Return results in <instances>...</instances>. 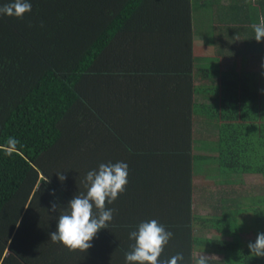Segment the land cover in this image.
<instances>
[{"label":"trees","instance_id":"1","mask_svg":"<svg viewBox=\"0 0 264 264\" xmlns=\"http://www.w3.org/2000/svg\"><path fill=\"white\" fill-rule=\"evenodd\" d=\"M28 2L22 19L0 15V146L20 141L11 156L0 147V264H127L130 233L153 219L173 233L160 262L183 254L178 264H195L202 251L225 255L209 264H264L242 245L247 223L233 221L250 213L264 232V197L233 200L224 218L194 212L196 164L209 168L200 173L264 177V41L252 27L264 0L211 8L224 35L243 42L231 70L221 64L219 29L218 54H194L191 0ZM244 55L260 68L244 69ZM195 117L218 125V156L194 154ZM109 162L127 163L128 183L106 201L115 210L108 228L88 250L52 242L59 215L86 192V173Z\"/></svg>","mask_w":264,"mask_h":264},{"label":"clouds","instance_id":"2","mask_svg":"<svg viewBox=\"0 0 264 264\" xmlns=\"http://www.w3.org/2000/svg\"><path fill=\"white\" fill-rule=\"evenodd\" d=\"M32 5L28 0H12L0 7V15L23 18L24 14L31 12ZM255 40L264 41V19L261 24L253 26ZM264 93V89H261ZM20 143L15 137H8L6 144L2 147L5 154L11 156L17 150ZM63 182L64 174H57ZM128 165L125 162L115 164L101 163L98 170L88 171L82 181L86 192L75 195L66 206L57 220V228L49 233L52 242H60L69 250H88L92 247L91 241L101 229L108 228V222L113 219L114 209L106 208L113 203L125 190L128 183ZM95 207L96 212H93ZM58 204H51V212H56ZM173 233L166 230L165 226L157 220L142 222L138 226V231L130 233V239L135 243L131 245V251L125 253L127 264H178L183 261V254H176L170 259L160 262L159 257L164 246L169 242ZM251 255L264 257V232L258 233L254 241L248 243ZM215 256L200 254L195 260V264H209Z\"/></svg>","mask_w":264,"mask_h":264},{"label":"rangeland","instance_id":"3","mask_svg":"<svg viewBox=\"0 0 264 264\" xmlns=\"http://www.w3.org/2000/svg\"><path fill=\"white\" fill-rule=\"evenodd\" d=\"M215 2H219L218 0H214ZM212 7L203 6L196 2V6L193 14V27H194V35L196 38V48L195 53L202 57H214L218 54L220 45L215 42V31L219 29L216 35H218V40H220V44L222 43V48L226 55L222 57V67L223 70H231L235 67L238 53L242 52V41L240 36L229 37L228 35H224L222 26L212 24L211 30L208 28L209 13L206 15L204 13V8ZM202 63L205 60H199ZM199 61L197 63V67H199ZM244 69H259L261 66V60H258L255 55H244V60H242ZM214 62V61H213ZM209 63V62H205ZM210 67L215 66L213 63ZM218 82V79H200L196 78V83H210V82ZM196 100L198 102H206L212 103L213 99L208 98L207 96H197ZM219 127L213 122L206 121L202 117H195L194 121V154L196 155H204V156H218L219 152L216 150L219 144ZM202 169L209 168L202 166V164H196V176H195V189H194V212L197 216L200 217H210L213 213L212 206H218L219 198L223 195L224 192L227 194L235 195L243 197L245 200L249 201L250 199L257 198L258 196L264 195V177L261 174H210L203 173L200 171ZM225 189V190H224ZM212 198V200L210 199ZM248 220L250 221L251 217L247 215ZM198 228V229H197ZM196 233L198 236H215L213 233L206 232L201 228L197 227ZM247 231V243L250 241H254L257 237L256 235V226L253 222H249L246 229ZM202 253H196V256ZM205 254V253H204ZM207 256H213L214 254H205ZM218 261L222 262L224 260L221 259V256L214 255Z\"/></svg>","mask_w":264,"mask_h":264},{"label":"crops","instance_id":"4","mask_svg":"<svg viewBox=\"0 0 264 264\" xmlns=\"http://www.w3.org/2000/svg\"><path fill=\"white\" fill-rule=\"evenodd\" d=\"M191 1H192L193 14H194V9H195V6H196V2H195L196 0H191ZM218 1L219 2H215L214 0H211V4H209V5H211L212 7L204 8V13L206 15H208V13H209L208 17H209L210 22L207 25H208V28L210 30H211L212 24L214 26H216L215 23H214V15H213V11H212L211 8H213L214 5H218L219 6V5H226V4H228V0H218ZM201 5H203V6H209V5H206V4H201ZM193 29H194V27H193ZM237 37H239V36H237ZM195 44H196V38H195V35H194V54L196 56H198L195 53V48H196V45ZM222 52H223V54L221 56V64H222V57H224L226 55V53L224 51V48H222ZM238 56H239V53H238ZM206 173H208V172H206ZM209 173L210 174H214L215 176L218 175V174H226V173H219V172H213V173L212 172H209ZM194 182H195V180H194ZM261 196L264 197V195H261ZM210 199L212 200V198H210ZM235 199H243V197L238 196L237 194L230 195V194H227V192H224L223 195L219 198V201H218L219 204H216L218 206H215V207L212 206L211 209H212L213 213L211 214V216H219L220 218H224V212L226 211L228 205H230L232 202H234L233 200H235ZM226 203H227V205H226ZM235 203L238 204L239 202H235ZM247 215H249L251 217L250 221L248 220V217H246ZM233 221H234L235 224H238L239 223V224H242L243 226L245 225L244 224L245 222L247 223L246 226H245V228H244V232H243V234L241 236V242H242V245H244L248 250H250L248 248V243H247V240H248L247 239V231H248V228L246 229V227H247V225H249V222L252 221L253 224L256 226V235H257V227H258V225L255 223L254 216L252 214H250V213H246L245 212V213H242L241 215H239L237 217V221L236 220H233ZM214 237L215 236H210V238H214ZM197 253H205V254L219 255V256H221V259H223V258L225 259V255L224 254H220V253H211V252H202V251L201 252L198 251ZM195 256H196V253H195ZM196 257H199V255L196 256ZM212 260H218V259L213 258Z\"/></svg>","mask_w":264,"mask_h":264}]
</instances>
